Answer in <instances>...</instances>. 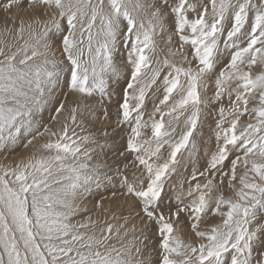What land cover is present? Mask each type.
I'll return each instance as SVG.
<instances>
[{
  "label": "snow or ice",
  "instance_id": "obj_1",
  "mask_svg": "<svg viewBox=\"0 0 264 264\" xmlns=\"http://www.w3.org/2000/svg\"><path fill=\"white\" fill-rule=\"evenodd\" d=\"M20 2L2 7L10 11ZM27 2L48 19L40 32L23 21L0 32V148L46 139L27 159L0 168V264H151L114 247L112 225L97 236L80 231L88 224L69 222L78 194L105 179L87 171L92 154L83 147L99 141L77 129L84 112L96 110L87 99L99 93L111 100L106 77L119 75L114 55L125 42L129 73L116 125L126 134L120 155L132 157L136 172L123 182L154 226L157 264H226V257L230 264H264V224H253L256 209H264V0ZM56 33L66 65L49 42ZM166 33L161 59L156 37ZM62 85L76 100L59 98ZM153 91L158 103L147 112ZM210 106L219 114L215 150L205 153L201 168L192 137ZM182 161L192 171L175 183ZM225 178L232 197L220 190ZM209 216L222 223L202 228ZM185 223L195 240L185 239Z\"/></svg>",
  "mask_w": 264,
  "mask_h": 264
},
{
  "label": "rangeland",
  "instance_id": "obj_2",
  "mask_svg": "<svg viewBox=\"0 0 264 264\" xmlns=\"http://www.w3.org/2000/svg\"><path fill=\"white\" fill-rule=\"evenodd\" d=\"M4 2H5V0H0V10L2 9V11H5L2 7V4ZM168 3H169V5H171L174 3V0H168ZM18 9L25 10V11H27V10L31 11L32 12L31 14L35 17V20L37 21L36 22V28L38 29L37 32L43 31V24L40 23V22H42V19L40 16H37L40 11H41L40 14L42 13V10L39 7H36V8L31 7L29 5V3L27 2V0H21L20 5L18 6ZM14 10L15 9L13 7L10 11H5V12H9L12 15L14 13L13 12ZM38 20L40 21L39 22L40 24L38 23ZM21 21H23V20H21ZM21 21H17V26H15L13 24V27L9 28V29H13V30L18 29ZM23 22H24L26 27L28 24L32 23V21L25 22V20ZM25 33L27 34V32H25ZM27 35L25 36V39L28 38ZM50 36H52L51 33H50ZM58 36H59V33H56L55 36L52 37L50 40L53 43H55L53 45L54 46L53 49L55 50V48H56V57L55 58L57 60H60L63 64L66 65L67 61L64 60L60 55V49L62 48V43L57 38ZM156 38H157V43L159 45V48L162 50L159 58L162 59L163 56L167 53V47H168V45L166 43L167 33L165 34L164 37L157 35ZM8 39L11 40L12 37L9 36ZM20 43H23V41H20ZM174 46H175V42H174ZM126 48H127V42H125V45L123 47H118L117 52L114 55V63L119 70V75L111 77V79L106 77V79H108V83H109V92L112 94L111 100L109 101L105 97L102 101L99 93H96L93 97H91L85 101V103L88 102L87 104L90 105L91 107H93L94 109H96V107L98 106L97 109L94 111L95 113L94 112L93 113L96 114V116L100 120L99 122H101V123L96 124L97 126L94 125V123L91 122L90 119L86 118L91 114H89L88 112H84L83 116L80 117V119H82L84 121L83 127H82V129H77L79 136L88 137L91 140L99 141L98 144L88 143V144L83 145V147L88 149L92 154V159L90 161H88L89 169L87 171H89V172L95 171V172L102 174V176L105 177L104 182L101 184V186H99L97 188L96 185H94V187H92L93 189L91 188L92 190L90 189L91 192L88 194L89 195L92 194V196H96V195L99 196L96 199V204H98V205L101 204L102 200H104L105 198H107V199L130 198L132 200V204H134L133 208L130 209L133 213H130L131 211L129 209L124 210V211L121 210L122 213H121V211L118 212V214L116 213L117 215L114 213L113 216L111 217V219L113 217H115V219L113 218L112 221L110 219V221L108 220L109 222H113L115 220H117V221L118 220H120V221L124 220L128 214L131 216L130 217L128 215L129 220H131L132 218H134V220H136V219H142L143 220V218H141L142 213L140 212V208H139L137 202L135 201V199L132 196L127 195V193H126V188H125V185L123 182V178L127 177L128 181L131 182L133 179L134 173L136 172V169L134 167H132V165H131L132 157L130 155L126 154V155H128L127 159H125L124 157H122L120 155V153L124 151V147L126 145V134L124 131H122L120 128H118L116 125L117 109H118L119 102L122 99L123 87L125 86V81L127 80L128 73H129V67L126 66V63H127V61H126V55H127ZM87 56H88V53L85 52V58H87ZM66 72H67V69L65 68V74H66ZM63 78L64 77L62 76V80H63ZM64 88L65 87H63V85H62L61 88L59 89V91H58L59 98L63 99L65 94H67L69 103L76 100V97L73 94L71 95V93L68 92L67 88H65V90H64ZM214 90H215L214 81L210 80L208 83V87H207V95L209 97H212ZM60 91H61V94H59ZM62 91H64V92L62 93ZM159 95H160V93L157 91H153L149 94V98L146 99V102H145L147 112H151L154 103H158ZM93 100L96 103H94ZM224 106L226 108L228 107L226 100L224 102ZM104 109H107V111L109 113L107 120L105 119V117L103 115ZM86 113L89 115H87ZM43 115L47 116L45 121L48 122L49 113L45 112ZM110 117H111V119H110ZM218 119H219V114H218L216 107L210 106V114L202 113L201 121L198 123L197 130L193 134L192 142L196 143L197 147L199 148V161L197 164L198 167L202 168L204 166V164L207 160L205 153L215 150V138H214L213 132L215 130V125H216V122ZM102 121H103V123L104 122L105 123L103 124ZM243 122L246 123L247 118H243ZM209 125H211V126L209 127ZM183 127H184V124H183V117H182L179 128L182 129ZM114 128L116 129L115 131H113ZM105 129L108 132L107 136H105V134H104ZM109 136H112V137H109ZM28 138L31 139V137H28ZM23 143H26V142L25 141L22 142V145H21V142H18L15 145L18 148V150H22L23 148H25V147H23ZM185 156H186V153H185ZM182 164L184 166L179 169V174L174 175L172 177V181L175 183H179L181 181L188 179L189 174L192 171L191 165H188L186 163V161H182ZM4 166H5L4 164L0 163L1 168H4ZM100 168H102V169H100ZM92 169H95V170H92ZM96 169H98V170H96ZM223 171L227 172L228 168L225 167L223 169ZM238 171H239V169H238ZM106 184H108V185H106ZM227 184H228V180H227V178H225L224 185L221 187L220 190L223 191V193L226 197H232L234 194H233L232 190L228 188ZM105 185H106V187H105ZM102 187H104V188H102ZM185 187H187L186 184H185ZM105 190L107 191L108 194H105ZM109 192L110 193L112 192L113 194H110ZM116 194H118V195H116ZM102 195L104 197H102ZM107 195H109V196H107ZM114 195H116V196H114ZM216 195H218V193L214 191L213 197H215ZM74 213L75 214H72L70 216V218H69L70 220L76 219L79 217L76 215L77 212H74ZM181 219H183V217H181ZM143 221H144L143 222V228H145V229L140 230L141 235L137 234L138 231L137 232L135 231V235H136L135 237L136 238L134 237V239H133V242H134V243H132L133 247L128 246L127 242L123 239V237H120V235L118 236L115 233L112 234V241H110V243L113 242V246L116 248H120L121 246H124L127 249L130 248L131 252H132V256L134 255L133 258H135V259H141L144 261H151V264H157L159 257L155 251V248H156L155 229H154V226L148 225L145 220H143ZM96 222L99 223V221H96ZM96 222H94V224L91 223V226L89 224L88 230H92L94 228V226H98V225H96L97 224ZM100 223H102V224H100L102 226L103 221H100ZM221 223H222V218L220 216H209L206 218V221L201 225V227L203 228V227H207V226H211V225H219ZM258 223L264 224V209H260V208L256 209V219L253 221V224L255 225ZM92 224H93V226H92ZM105 224H107V223H105ZM182 232H183L186 240L187 239L195 240V238L192 237L190 234V228H189L187 223H185L182 226ZM137 239L141 240V241H138ZM137 243L139 244V246H137L138 245ZM141 243H143V244H141ZM138 247L141 249V254L135 256L136 252H134V251ZM226 264H230V257H226Z\"/></svg>",
  "mask_w": 264,
  "mask_h": 264
},
{
  "label": "bare ground",
  "instance_id": "obj_3",
  "mask_svg": "<svg viewBox=\"0 0 264 264\" xmlns=\"http://www.w3.org/2000/svg\"><path fill=\"white\" fill-rule=\"evenodd\" d=\"M14 13L11 15V13L9 12H5V11H2V9L0 10V32H3L4 29H9V28H12L13 27V24L15 26H17V21H21V20H25V22H28V21H32L31 24H33V27L35 29V31L37 32V28H36V20H35V17L31 14L32 12L27 10H21V9H18V6L17 7H14ZM41 12V11H40ZM37 15V16H40L41 19H42V22L44 20H47L48 17L46 15H44L43 11L42 13ZM40 21L38 20V23ZM40 22V23H42ZM39 23V24H40ZM43 24V23H42ZM16 28V27H15ZM27 34L25 33V36ZM28 37V35H27ZM52 45V48H54V44L51 40L49 41ZM56 50V48H55ZM209 83V82H208ZM63 90V89H62ZM65 90V88H64ZM59 91V90H58ZM64 91H62L63 93ZM61 94V91L60 93ZM72 95V94H71ZM70 95V96H71ZM94 101V100H93ZM88 103V102H87ZM94 103H96L94 101ZM101 104V103H100ZM99 104V105H100ZM102 105V104H101ZM97 106V105H96ZM98 107V106H97ZM96 107V109H97ZM95 113V112H94ZM92 113L91 115H89L88 119L91 120V122L94 123V125L96 124H100L101 122H99V118L96 116V114ZM86 116V115H85ZM47 116H44L43 115V119H44V122L47 123V121H45ZM102 119V118H101ZM111 119V117H110ZM105 120V119H104ZM107 120V119H106ZM111 121V120H110ZM103 123V121H102ZM105 123V122H104ZM103 123V124H104ZM108 123V122H107ZM213 124V123H212ZM97 126V125H96ZM200 126V125H199ZM198 126V127H199ZM211 125H209L210 127ZM213 126V125H212ZM214 127V126H213ZM201 129V128H200ZM202 130V129H201ZM213 131V130H212ZM207 132V131H206ZM209 133V132H208ZM109 137H112V136H109ZM46 139V137H37L36 140L33 141V144L32 145H29L28 147H25L23 148L22 150H18V148L15 146V145H11L7 148H0V163L1 164H4V168H12L14 167L16 164H18L21 160H24V159H27L32 153L34 152H38L39 151V148H40V145L44 142V140ZM26 142V141H25ZM21 145H22V142H21ZM20 147V146H19ZM24 147V146H23ZM21 148V147H20ZM95 165V164H94ZM96 166V165H95ZM1 168V167H0ZM92 168V167H91ZM96 168V167H95ZM102 169V168H100ZM92 170H95V169H92ZM98 170V169H96ZM91 171V170H90ZM91 173V172H90ZM111 173V172H110ZM112 174V173H111ZM94 183L90 186L89 188V191L87 192H84L82 195L78 194V198L74 201L73 203V214H75L74 212H77L76 215L79 216L78 218L76 219H72L70 220L69 219V222L71 224H74V225H79V224H90L91 226V223L94 224V222L96 221H99V223H95L96 225L98 226H94V228L92 230H88L87 229H80L81 232H85L89 235H101V230L104 229L107 225H112V228H113V233L112 234H116V235H120V237H123V239L127 242V245L128 246H132V243L133 242V239L134 237L136 236L135 235V231L138 233L137 234H140L141 235V231L140 230H143L145 228H143V220L142 219H136L134 220V218H132L131 220H129L128 218V215L127 217H125L124 220H115L113 222H109L111 217L113 216V214L120 212L121 210H127V209H132L133 208V205L132 204V200L130 198H112V199H107L105 198L104 200H102L101 204H96V199L99 197L98 195L96 196H92L89 195L88 193H90V189L92 187H94ZM108 185V184H106ZM105 185V187H106ZM101 186V185H100ZM98 188V187H97ZM104 188V187H102ZM93 189V188H92ZM91 189V190H92ZM104 190V189H103ZM94 191V190H93ZM99 191V190H98ZM93 193V192H92ZM110 193V192H109ZM94 194V193H93ZM105 194H108L107 191L105 190ZM104 194V195H105ZM110 194H113L112 192ZM109 194V195H110ZM115 194V193H114ZM107 195V196H109ZM118 195V194H116ZM114 195V196H116ZM122 196V195H121ZM101 197V196H100ZM102 197H104L102 195ZM112 197V196H111ZM110 198V197H109ZM135 202V201H134ZM133 202V203H134ZM131 211V210H130ZM137 211V210H136ZM126 212V211H125ZM122 213V211H121ZM124 213V212H123ZM130 213H133L132 211ZM116 214V215H117ZM120 214V213H119ZM133 215V214H132ZM136 215V214H135ZM130 216V215H129ZM74 217V216H73ZM120 217V216H119ZM123 217V216H122ZM131 217V216H130ZM115 219V217H113ZM112 218V219H113ZM118 218V217H117ZM142 218V217H141ZM111 219V221H112ZM109 220V221H108ZM100 221H103V225L101 226L100 224ZM107 223V224H105ZM256 223V222H255ZM92 224V226H93ZM216 224V223H215ZM218 224V223H217ZM145 226V225H144ZM142 228V229H141ZM117 230H119L118 234H117ZM106 234V233H105ZM186 234V233H185ZM136 238V237H135ZM138 240V239H137ZM136 240V241H137ZM112 241V239H111ZM138 241H141V240H138ZM125 242V243H126ZM111 244L113 245V242H111ZM138 244V243H137ZM143 244V243H141ZM116 245V244H115ZM126 246V245H125ZM139 246V244L137 245ZM139 248V247H138ZM134 249V248H133ZM128 250L131 251V249L129 248ZM136 252V251H134ZM137 254H135L136 256ZM134 256V255H133Z\"/></svg>",
  "mask_w": 264,
  "mask_h": 264
}]
</instances>
